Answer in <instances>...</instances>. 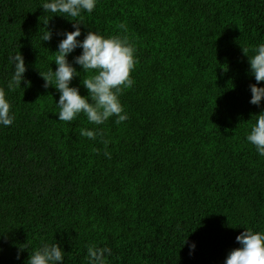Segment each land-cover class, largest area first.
Segmentation results:
<instances>
[{
	"label": "trees",
	"instance_id": "16d2710c",
	"mask_svg": "<svg viewBox=\"0 0 264 264\" xmlns=\"http://www.w3.org/2000/svg\"><path fill=\"white\" fill-rule=\"evenodd\" d=\"M42 3L0 0V86L18 51L31 82L7 93L15 120L0 126V264H27L45 241L64 264H87L90 243L111 248L108 264H224L244 228L264 231V157L246 140L264 100L249 102L243 52L264 43V0H97L75 18L78 39L99 30L137 49L128 119L111 117L96 140L81 135L95 127L83 113L58 120L59 92L43 86L73 22ZM74 67L86 96L93 73Z\"/></svg>",
	"mask_w": 264,
	"mask_h": 264
},
{
	"label": "clouds",
	"instance_id": "9594fccd",
	"mask_svg": "<svg viewBox=\"0 0 264 264\" xmlns=\"http://www.w3.org/2000/svg\"><path fill=\"white\" fill-rule=\"evenodd\" d=\"M97 0H43L42 9L54 15L61 16L73 22L72 31L65 30L63 38L59 40L55 51V71L49 66V71L41 75L44 80V87L55 84L59 92V100L56 103L59 111V121L72 122L83 113L89 123L95 127L83 129L81 135L96 140L103 138L104 131L99 126L103 125L111 117H116V123L128 119L127 112L121 103L120 96L125 89L134 86V79L131 76L138 62L136 57L137 49L133 41L126 35L105 36L99 30L89 29L84 38L81 36L82 22H76L75 18H82L84 12L92 13L96 8ZM73 18V19H69ZM50 18V19H51ZM44 22L45 31L42 33L41 41H50L53 36L52 28L48 27L49 20ZM120 27H124L121 25ZM80 54L70 61L68 57L77 49ZM248 58L249 74L255 78L256 83L250 84V103L259 106L264 100V43L256 45L253 55H247V49H243ZM9 63L13 66V72L8 79L6 86H0V126H10L15 120V114L11 111L12 104L7 93L30 86V81L25 77L26 64L23 55L18 51L9 56ZM75 65L81 70L93 73L81 83L87 90V95H81L78 86L72 85L75 77H80ZM81 82V81H80ZM259 85V86H258ZM255 116V123L251 126L246 140L254 148L260 157H264V111ZM108 144V140H103ZM105 156L110 158L107 151ZM239 247L232 249L224 260V264H264V231H254L252 228H244V231L236 236ZM185 242V241H184ZM190 254L195 250V242L188 245ZM25 250L21 247L17 253ZM64 250L57 243L41 242L39 247L29 254L27 264H64ZM111 248L99 247L90 243L87 247V264H108L107 257L111 256Z\"/></svg>",
	"mask_w": 264,
	"mask_h": 264
}]
</instances>
